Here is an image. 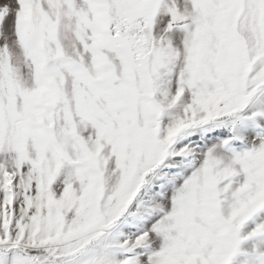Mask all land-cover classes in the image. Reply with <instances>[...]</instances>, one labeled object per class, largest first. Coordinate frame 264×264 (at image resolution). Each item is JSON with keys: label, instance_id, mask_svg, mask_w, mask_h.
I'll list each match as a JSON object with an SVG mask.
<instances>
[{"label": "snow or ice", "instance_id": "obj_1", "mask_svg": "<svg viewBox=\"0 0 264 264\" xmlns=\"http://www.w3.org/2000/svg\"><path fill=\"white\" fill-rule=\"evenodd\" d=\"M0 264H264V0H0Z\"/></svg>", "mask_w": 264, "mask_h": 264}]
</instances>
